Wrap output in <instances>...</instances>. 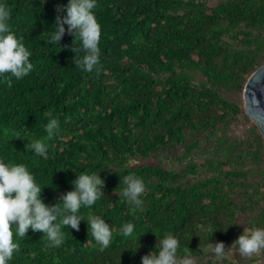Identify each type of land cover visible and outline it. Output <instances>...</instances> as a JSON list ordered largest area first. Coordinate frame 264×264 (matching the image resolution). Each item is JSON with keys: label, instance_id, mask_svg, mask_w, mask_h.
<instances>
[{"label": "trees", "instance_id": "16d2710c", "mask_svg": "<svg viewBox=\"0 0 264 264\" xmlns=\"http://www.w3.org/2000/svg\"><path fill=\"white\" fill-rule=\"evenodd\" d=\"M67 3L0 0L33 65L19 80L7 74L11 87L0 76V161L25 165L47 205H62L81 174L104 179V198L81 206L79 231L61 227L59 248L31 229L21 239L13 226L20 249L8 264H141L168 233L181 255L187 249L195 258L211 241L231 246L243 232L234 216L252 208L248 227L264 228L262 139L253 124L242 137L227 133L236 113L246 115L226 97L264 62V0H96L99 72L73 64L84 52H72L82 41L66 24L59 45L48 42L57 15H67L56 8ZM51 118L59 129L45 139ZM36 140L48 145V159L30 147ZM130 174L146 187L140 209L120 195ZM89 214L113 230L103 252ZM129 222L134 231L125 237Z\"/></svg>", "mask_w": 264, "mask_h": 264}, {"label": "clouds", "instance_id": "9594fccd", "mask_svg": "<svg viewBox=\"0 0 264 264\" xmlns=\"http://www.w3.org/2000/svg\"><path fill=\"white\" fill-rule=\"evenodd\" d=\"M97 7L96 0H68L64 6H57L56 11L66 8L67 15L55 19V31L51 34L49 43L59 45L62 37L67 32L73 37L78 36L82 41V48L76 49L71 45L75 54L83 51L81 58H74L73 64L86 72L101 70L99 42L101 38V25L98 23L93 9ZM10 10L7 5L0 4V76L6 79L9 87L12 80L7 77L11 74L16 79L27 76L33 65L29 61L30 51L25 47L23 37H17L10 28ZM63 47H68L64 45ZM255 103V98H253ZM51 117V113H47ZM59 129V123L55 118L49 119L45 126L47 137H54ZM16 137H19L17 135ZM30 147L38 156L48 159V145L44 140L34 141ZM63 170V169H60ZM75 187L58 198L62 205L54 203L47 205L41 198L42 188L38 185L34 176L23 164L5 163L0 161V264H8L13 254L18 252L20 245L13 239V226L16 235L24 239L28 230L45 234L46 247L59 248L65 242V235L61 231L62 226L71 227L79 231L80 221L84 219L78 212L81 206L91 207L96 201L104 198L105 181L97 173L81 174L72 182ZM126 187L120 193L126 202L140 209L143 201L140 197L145 193L146 187L142 178L130 174L123 178ZM87 222L95 241L100 245L99 251L108 249L113 239V230L101 216L89 214ZM226 230V229H225ZM122 234L131 237L134 231L132 223L122 226ZM141 234V233H140ZM139 236V235H138ZM138 239V237H137ZM190 239V237H189ZM210 245V251L218 261L230 259L225 251L223 242ZM180 241L175 235L168 233L159 240V251H150L141 257V264H197L191 252L185 249L181 255L179 252ZM238 251L244 258L260 256L264 253V228L248 229L233 241L231 247Z\"/></svg>", "mask_w": 264, "mask_h": 264}, {"label": "rangeland", "instance_id": "374dc122", "mask_svg": "<svg viewBox=\"0 0 264 264\" xmlns=\"http://www.w3.org/2000/svg\"><path fill=\"white\" fill-rule=\"evenodd\" d=\"M226 97L232 101H235L239 106L242 107L243 110V100L241 92H228L226 94ZM244 113V111H243ZM238 114L239 122L231 121L228 125L227 133L231 134L232 136L239 138L242 137V134H244V130L247 129L249 126H251L253 123L252 121L246 116L245 119L242 120V116L240 113ZM254 125V124H253ZM255 126V125H254ZM256 127V126H255ZM257 132L259 133L258 129L256 128ZM260 134V133H259ZM261 136V135H260ZM262 139V137H261ZM263 143V140H262ZM264 148V145H263ZM163 152V151H161ZM164 156V155H163ZM167 158L166 156H164ZM171 156H168V158ZM135 161H132V163ZM262 171L263 175H259L262 180H264V164L262 165ZM203 176H206L204 172H202ZM259 176H257L259 178ZM259 178V179H260ZM257 208L247 209L245 211H238L236 216H234L233 219V225L234 229H242L244 231V228L248 229H255L260 228L258 226H251L248 227L249 217L255 215ZM215 245L213 241L209 242L203 247H200L197 252V257L195 259L199 262L205 263L210 262L211 264H264V253H262L260 256H253L252 258H244L241 257L238 253V251H235L233 249H229L231 246L225 247V251H227L228 254L233 253L230 255V259L224 260V261H218L215 257V255L210 251V245Z\"/></svg>", "mask_w": 264, "mask_h": 264}, {"label": "water", "instance_id": "95a60500", "mask_svg": "<svg viewBox=\"0 0 264 264\" xmlns=\"http://www.w3.org/2000/svg\"><path fill=\"white\" fill-rule=\"evenodd\" d=\"M241 95L244 114L258 129L264 145V62L249 74Z\"/></svg>", "mask_w": 264, "mask_h": 264}]
</instances>
